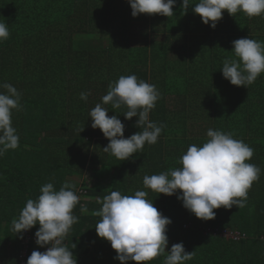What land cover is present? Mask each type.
I'll return each mask as SVG.
<instances>
[{
	"label": "trees",
	"instance_id": "obj_1",
	"mask_svg": "<svg viewBox=\"0 0 264 264\" xmlns=\"http://www.w3.org/2000/svg\"><path fill=\"white\" fill-rule=\"evenodd\" d=\"M196 2L191 0L186 13L182 0H176L173 16L134 18L127 0H0V21L10 32L0 42V85H13L22 105L12 110L19 147L0 156V264H17L22 247L12 215L18 218L27 200H36L49 182L56 190L74 185L80 197L73 209L78 222L63 242L77 264H120L110 243L96 235L101 217L91 213L102 207L97 199L112 191L134 195L137 190L146 191L171 220L165 250L183 242L187 252L194 251L185 264H264V73L246 88L231 85L221 72L223 60L233 57L232 41L264 42V18L223 11L213 29L193 13ZM131 74L159 90L149 119L164 127L155 144L145 143L142 153L120 161L103 151L109 141L91 127L89 113L111 82ZM81 92L90 93L87 101L80 99ZM103 106L125 125V138L140 130L137 117L124 118L126 107ZM210 128L231 132L252 147L248 162L260 167L261 175L245 207L221 206L214 209V219L201 220L176 194L145 188L143 177L181 167L180 157L190 145L202 146ZM88 169L95 181L84 186ZM69 176H78L79 183ZM81 205L88 213H81ZM38 228L29 229L28 257L50 246L36 244Z\"/></svg>",
	"mask_w": 264,
	"mask_h": 264
},
{
	"label": "clouds",
	"instance_id": "obj_2",
	"mask_svg": "<svg viewBox=\"0 0 264 264\" xmlns=\"http://www.w3.org/2000/svg\"><path fill=\"white\" fill-rule=\"evenodd\" d=\"M132 17L139 14H159L173 16L176 0H127ZM192 8L201 22L215 29L222 18V12L230 16L243 12L248 17L264 18V0H198ZM191 0H182L181 10L188 11ZM10 36L9 26L0 21V42ZM233 57H226L221 68L222 76L231 85L248 87L264 73V42L248 37L232 41ZM107 94L90 110L91 127L99 128L109 141L103 148L120 161L133 154L142 153L145 143L155 144L163 130V124L149 119L160 98L154 84L138 79L135 74L120 76L109 84ZM0 88V156L10 149L19 147V135L12 125V110L22 107L21 93L11 84L4 83ZM80 99L87 101L89 92H81ZM110 104L113 109L126 107L122 112L126 120L137 117L135 127L140 129L125 138V125L116 115L108 116ZM82 131V130H81ZM207 140L198 146L192 144L180 157L181 167L143 177L145 188L157 194L172 196L190 213L201 220L215 218L214 209L221 206L238 209L246 206L248 191L254 181L259 180L261 168L248 161L254 149L242 140L235 139L233 133L208 129ZM179 190V194L177 193ZM36 200L28 199L17 219L12 220L13 231L21 234L39 225L35 232L36 244L40 247L50 245L46 251H32L26 264H77L72 251L63 243L72 226L78 222L73 209L80 202L74 185L64 183L59 190L49 182L41 186ZM148 193L137 190L134 195H122L112 191L97 199L102 204L91 215L101 217L95 225L96 235L110 243L115 250L114 259L120 264L134 261L148 264L153 259L164 256L163 264H185L192 260L194 251L187 252L183 242L175 243L170 250L167 225L171 220L164 217L154 206ZM81 213H88L86 205H81ZM75 247V246H74Z\"/></svg>",
	"mask_w": 264,
	"mask_h": 264
},
{
	"label": "built area",
	"instance_id": "obj_3",
	"mask_svg": "<svg viewBox=\"0 0 264 264\" xmlns=\"http://www.w3.org/2000/svg\"><path fill=\"white\" fill-rule=\"evenodd\" d=\"M29 233H30L29 230L22 233L23 239H21L20 241L22 247L18 252L17 264H26L28 258V248H29V243H28Z\"/></svg>",
	"mask_w": 264,
	"mask_h": 264
},
{
	"label": "rangeland",
	"instance_id": "obj_4",
	"mask_svg": "<svg viewBox=\"0 0 264 264\" xmlns=\"http://www.w3.org/2000/svg\"><path fill=\"white\" fill-rule=\"evenodd\" d=\"M86 176H87V178H88V180H87V182H86V185H84V186H89L91 183L93 184V182L95 181V179H94V177L91 175V171L88 169V172H87V174H86ZM78 177V176H77ZM76 176H69L68 177V179L69 180H71V182L72 183H79L78 181H80V179L79 178H77ZM89 179H90V181H89ZM83 186V187H84ZM11 218H14V219H17V216H13L12 215V217Z\"/></svg>",
	"mask_w": 264,
	"mask_h": 264
},
{
	"label": "crops",
	"instance_id": "obj_5",
	"mask_svg": "<svg viewBox=\"0 0 264 264\" xmlns=\"http://www.w3.org/2000/svg\"><path fill=\"white\" fill-rule=\"evenodd\" d=\"M4 225H5V221H2L1 222V228H2L1 230H2L3 234H5V230L3 229ZM12 228H13V226H12Z\"/></svg>",
	"mask_w": 264,
	"mask_h": 264
}]
</instances>
